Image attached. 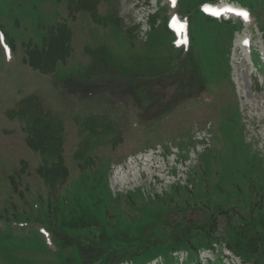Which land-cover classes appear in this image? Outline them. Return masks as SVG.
<instances>
[{
	"label": "rangeland",
	"instance_id": "obj_1",
	"mask_svg": "<svg viewBox=\"0 0 264 264\" xmlns=\"http://www.w3.org/2000/svg\"><path fill=\"white\" fill-rule=\"evenodd\" d=\"M198 1L176 0L183 12L192 13V52L177 62L175 54L170 55L174 45L158 24L173 13L187 20L188 26L190 20L167 0H93L87 4L92 14L68 10L67 0H0V264H78L74 232H65L61 225L53 229L35 203L45 195L38 171L43 161L52 165L62 158L68 170L57 193L50 192L51 201L63 193L65 198L59 202L65 214L68 210L80 214L75 205L91 206L94 211L101 208L100 222L107 231L121 233L116 235L121 242L129 239L130 228H142L140 235H131L137 239L132 248L158 236L159 226V233L166 237L175 221L192 224L193 232L194 222L204 221L209 213L216 215L215 234L230 235L231 225L242 231L241 215H248L251 203L264 204V77L253 64L255 53L264 57L263 35L253 16L231 35L232 26L226 20L215 21L195 11ZM151 15L160 18L155 27ZM233 21L237 25L238 20ZM151 31L157 35L150 40L146 37ZM145 39L152 46L148 50ZM244 39L250 40V53L240 45ZM44 50L49 53L47 60ZM31 53L38 56L32 59ZM186 61L200 76L192 78L191 91L207 86L206 93L195 99L178 104L181 94L173 91L186 88L189 71L177 84L170 83L168 91L161 89V83H151L146 90L155 105L141 117L121 118L116 110L120 102L107 94L103 97L106 89L118 97L115 90L126 87L125 81L134 75L159 74L168 65L175 74ZM137 69L147 74H134ZM82 70L87 76L98 73L97 80L90 78L98 83L92 95H81L77 88L82 85L74 90L60 85L67 77L76 82ZM35 117L40 125L38 119L33 124ZM42 124L49 127L39 153L28 139L34 131L31 126ZM86 162L91 163L88 171L93 175L84 186L77 183L88 172ZM75 184L82 187L77 197L70 191ZM176 186L180 189L174 193ZM183 188L199 193L186 211L174 206L187 198ZM130 194L135 203L126 200ZM171 194L169 207L173 208L158 224L150 223L147 207H155L151 201ZM194 202L202 208L193 209ZM161 222H166V228ZM255 229L264 232L262 225ZM251 230L246 229V234H256ZM61 231L66 235H60ZM214 248L199 251L200 264H216L206 259L219 257L223 264H243L223 244L216 242ZM153 251L152 247L134 256V264H141ZM172 256L173 264H195L185 260L184 250ZM163 257L149 264H164Z\"/></svg>",
	"mask_w": 264,
	"mask_h": 264
},
{
	"label": "trees",
	"instance_id": "obj_2",
	"mask_svg": "<svg viewBox=\"0 0 264 264\" xmlns=\"http://www.w3.org/2000/svg\"><path fill=\"white\" fill-rule=\"evenodd\" d=\"M56 1H62V0H56ZM92 1L93 0H78L74 3L73 0H67V3H68L67 9L68 10H85L92 14L91 12L92 9L87 7V4H92ZM199 1H203V0H199ZM242 1H244L243 3H245L246 5L250 6L251 8L255 10L257 18H259L260 20L259 21L260 29L264 33V0H242ZM151 21L153 23L154 17H151ZM113 24L115 26L116 23L113 22ZM67 33L70 36L69 30L67 31ZM155 35L156 34H154V32L153 33L151 32V34L149 35L150 40L152 39L151 36H155ZM44 39H45V36H44ZM167 39L169 41L168 37ZM69 43H70V40H69ZM150 47L152 46L148 44L147 50ZM171 51L173 52L170 55L175 54L174 58L176 60L177 59L176 50L173 49ZM47 52L48 51L44 50V54H43V58H45L46 60L49 59V53L47 54ZM32 54H34V57L31 56ZM31 55H30L31 58L34 59L38 56V53H31ZM52 57H56L57 59V55L55 54ZM155 59L156 58H154L153 60ZM51 61H54V60H51ZM31 65L35 66L33 63H31ZM187 66H188V63L184 62L183 64L179 66V71H177L175 74L170 73L172 66L168 65V67H166L164 70L162 69L161 71H159L160 72L159 74H155L156 76L150 72H148L149 73L148 75H145L142 77H138L134 75L133 78H130L129 80L125 81L127 85L126 87H123L122 90L121 89L120 90L113 89V90H115V93L118 95V97L124 98V99L131 98L132 101L139 108H141V110L148 111V108L150 106L155 105V102L150 101L149 93H147V90H146L151 87V83H154V82H157V84L161 83V89L163 91H168L169 88H171L170 83L177 84L178 81L183 79V76H186L187 68H188ZM36 67L38 66H35L33 68H36ZM111 67L114 68L112 64H111ZM118 71L121 72V74H124L123 73L124 70H118ZM135 72L137 73L139 72V74H147V73H140V72H145L142 69L135 70L134 74ZM79 73L81 74L78 76V79L76 80V82L72 81L73 79L71 78L73 77H67V79H63V82L67 86L82 85L80 91L82 92L83 95H86L88 93L90 94L91 92H95L98 89L96 88L98 86V83L96 85V82L90 81V78L97 80L98 73L92 74L90 76L83 75V70L80 71ZM105 73L106 72L102 71V74H105ZM198 77L199 76L195 75L192 72L188 81L186 82L188 87L186 85V88L184 90L183 88L175 87L173 91L176 94L178 93L181 94L179 98H183L188 95H191L193 93V91H191V88L194 85L192 82V78L197 80ZM102 91L104 92L105 90H102ZM105 92H107L110 95V97L113 98L112 97V95H114L113 91H108L106 89ZM103 95L105 96L106 94L103 93ZM164 109L166 110L169 108L165 106ZM36 119H38L37 124L40 125V120L37 117H35L32 120V121L35 120L33 124H36ZM42 125L43 126H40V127L31 126V129L32 130L34 129V131H33L32 136H29V139H28V143L33 148V150H36L39 153H42L41 149L43 148V143H41V141L45 139V136L47 134V128L49 127V126H46L45 124H42ZM33 137L36 138L37 143ZM58 155H60V152ZM58 157L59 156H57V158ZM45 162L46 161H43V164L40 165V167L38 168V171L39 173L42 174L43 179H44L47 199L44 200L43 202V200H41L40 198L41 202H40L39 210L41 211V214L44 216L46 222L47 223L49 222L48 224H50L53 227V229L55 228L59 229V226L61 225L62 230H64L65 232L73 231L75 233V234L72 233L73 235H76V236L83 235L82 237L90 241L91 244H89L90 245L89 249L84 248V251H82V247H84L85 245L81 242L77 244L76 251L79 254L78 264H114V263H118L125 259L129 260L144 251L148 252L152 247L154 251L144 261H142L141 264H144L145 262L157 256H160V257L166 256V259L164 260L165 263L172 264L174 262L173 261L174 258L172 257V252L176 250H186L189 255V258L195 259V262H197L198 264L199 262L198 254H197L198 248L211 247V244L217 241L224 242L226 246L232 249V251L236 255L241 257L242 260L244 261L252 262L254 264H264V232L263 231L259 232L260 230L255 229L256 226L258 225H262V227L264 228V204L262 203L259 204V203L253 202L249 206L250 210L248 211L247 216L240 214L241 222H242L241 228H243L242 231L235 228L234 225H231L230 227L231 230H229L230 235H224V236L216 235L214 232L215 231L214 227L216 226V223H217L215 219L216 215L214 213H209V216L207 215L204 217V221L194 222L195 230L193 232L190 231V229L193 227L192 224H190V226L188 225L185 226L180 221H175L173 224V228L170 230L171 232L168 233L166 237H162L161 234L159 233L160 231V226H159L158 229L156 230V235L158 236H154L150 240L148 239V240H145L144 242L142 241V244L132 248L133 246L131 245H133V241L137 239L135 238V236H131V235H140L142 228L136 229V230H133L132 228H130L129 229L130 235L125 233L126 237H128L129 239L125 238L124 239L125 242L124 241L121 242L118 240V236H116V235H121V233H115V229H113L114 230L113 232H111L110 230L107 231V228L104 226V224L100 222L98 218V214L101 213L102 211L101 208H99L97 211H94L91 209V206L83 207L82 205H75L74 203L75 205L74 207L77 210H80L79 211L80 214L77 211L75 215L74 210L72 211L68 210L65 214L62 211L60 202H59L60 197L62 201L65 198V195H63V193L61 194L60 197H56L55 199L53 198L51 201L50 192H52L53 194L57 193V191L59 190L58 188L61 187L62 184L66 181L68 170L65 166H63L62 158H59L57 160V163L53 162L52 165H47ZM90 164L91 163L86 162L85 164L86 171H88ZM92 175L93 174L90 173L89 171L85 172L81 176V181L77 184H82L85 186L87 179L91 180ZM106 183L107 182L105 181V186L108 189ZM75 186L77 185L75 184ZM81 188L82 187L80 185L74 188L70 186V191H72L73 195L77 197L78 192H81ZM179 189L180 188L178 186L174 187L173 189L174 193L179 191ZM183 189H184V192L187 194V198L184 199V201H181V203L177 202L176 205L174 206L175 208H178L181 211H186L188 208L187 206L190 203V201L192 199L199 198L197 197L199 193L198 192L193 193V191L192 193L186 192L187 190L185 188ZM205 194L206 195L209 194V191H207ZM171 198H172V194L167 197L158 196L157 200L151 201L155 203L154 209L146 206L148 208V215L150 216L148 218V221L150 223L158 224L159 218H161L162 216L170 212V210L173 208V207L172 208L169 207V200H171ZM129 200L131 203L136 202L132 194L128 196L127 201ZM259 201L263 202L262 197L259 198ZM203 202H204L203 203L204 206L211 207L208 201H207L208 203H206L205 201ZM194 203L196 207H194L193 209L202 208L200 203H197V202H194ZM103 207L105 209V212H108L107 206H103ZM217 207L221 209L222 205H217ZM253 212L255 214H252ZM68 217L70 219V222L67 221ZM79 217H82L83 219ZM110 217H111L110 214H107V218H110ZM184 218L185 217H182V219ZM202 222H205V223H202ZM165 224L166 222H164V224L163 222H161V225L163 226V228H166ZM109 226H111L112 228L113 227L116 228V224L114 223L112 224L109 223ZM253 227L255 230H251L253 229ZM246 229H248L249 231L250 230L254 231L256 234L249 233L248 235L246 234L247 233L245 231ZM81 231H83L82 235H81ZM63 235H66V234L63 233ZM159 235H160V238H158ZM195 235H196V238H194ZM246 235L248 236V238L245 239L244 237ZM107 237L109 238V240L107 239ZM130 238H133V239H131L130 241ZM156 246H157V249H161V250L156 251L154 249V247Z\"/></svg>",
	"mask_w": 264,
	"mask_h": 264
},
{
	"label": "snow or ice",
	"instance_id": "obj_3",
	"mask_svg": "<svg viewBox=\"0 0 264 264\" xmlns=\"http://www.w3.org/2000/svg\"><path fill=\"white\" fill-rule=\"evenodd\" d=\"M242 15H244V17L247 18L248 14L247 13H242Z\"/></svg>",
	"mask_w": 264,
	"mask_h": 264
},
{
	"label": "bare ground",
	"instance_id": "obj_4",
	"mask_svg": "<svg viewBox=\"0 0 264 264\" xmlns=\"http://www.w3.org/2000/svg\"><path fill=\"white\" fill-rule=\"evenodd\" d=\"M148 168V167H147Z\"/></svg>",
	"mask_w": 264,
	"mask_h": 264
}]
</instances>
